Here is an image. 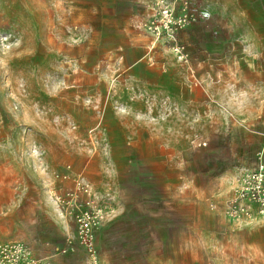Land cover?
<instances>
[{
	"label": "rangeland",
	"instance_id": "rangeland-1",
	"mask_svg": "<svg viewBox=\"0 0 264 264\" xmlns=\"http://www.w3.org/2000/svg\"><path fill=\"white\" fill-rule=\"evenodd\" d=\"M169 1L196 16L184 59L146 32L151 0H0V244L52 264H264V218L220 209L264 166V0ZM78 174L112 210L95 261L55 199Z\"/></svg>",
	"mask_w": 264,
	"mask_h": 264
},
{
	"label": "built area",
	"instance_id": "built-area-1",
	"mask_svg": "<svg viewBox=\"0 0 264 264\" xmlns=\"http://www.w3.org/2000/svg\"><path fill=\"white\" fill-rule=\"evenodd\" d=\"M151 15L144 22L146 32L156 38H165L174 45L173 50L184 59V47L177 44V32L187 28L196 21L194 13L183 4L177 12L169 0H151ZM71 174L60 176L69 180ZM58 178V176H57ZM73 190H68L55 199L65 213L73 216L76 229V241L91 258L96 259L95 234L107 221L112 212L105 200L99 201L90 185L80 174L72 177ZM108 201V200H107ZM216 208L215 204H210ZM220 208V207H219ZM221 214L230 223L251 224L264 218V166L260 164L253 170H244L235 178L230 196L221 206ZM66 248L61 251L65 254ZM0 264H50L45 257L37 258L28 246L21 242L0 244Z\"/></svg>",
	"mask_w": 264,
	"mask_h": 264
},
{
	"label": "crops",
	"instance_id": "crops-1",
	"mask_svg": "<svg viewBox=\"0 0 264 264\" xmlns=\"http://www.w3.org/2000/svg\"><path fill=\"white\" fill-rule=\"evenodd\" d=\"M111 1V0H110ZM112 1H114V0H112ZM132 2H136V3H139V2H141L142 0H131ZM48 260H49V262H50V264H52V261L50 260V258L49 257H46Z\"/></svg>",
	"mask_w": 264,
	"mask_h": 264
}]
</instances>
